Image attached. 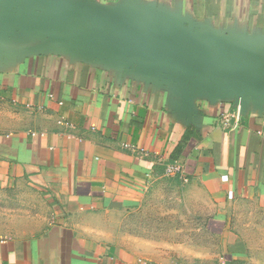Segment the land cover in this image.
<instances>
[{"label": "crops", "instance_id": "0c3cea01", "mask_svg": "<svg viewBox=\"0 0 264 264\" xmlns=\"http://www.w3.org/2000/svg\"><path fill=\"white\" fill-rule=\"evenodd\" d=\"M82 1L187 64L264 84V0ZM167 173L193 196L173 253L146 258L90 234ZM25 186L49 224L0 238V264H254L230 229L238 206L264 209V97L168 68L81 14L0 0V190Z\"/></svg>", "mask_w": 264, "mask_h": 264}, {"label": "rangeland", "instance_id": "374dc122", "mask_svg": "<svg viewBox=\"0 0 264 264\" xmlns=\"http://www.w3.org/2000/svg\"><path fill=\"white\" fill-rule=\"evenodd\" d=\"M190 192L176 175L167 173L136 207L99 216L89 232L146 258L173 253L177 230L188 229V217L193 215L188 209L193 202ZM234 212L230 232L251 246L254 264H264V209L242 204ZM49 219L47 206L32 188L0 190V238L35 234L48 226ZM196 236L207 238L203 228Z\"/></svg>", "mask_w": 264, "mask_h": 264}, {"label": "water", "instance_id": "95a60500", "mask_svg": "<svg viewBox=\"0 0 264 264\" xmlns=\"http://www.w3.org/2000/svg\"><path fill=\"white\" fill-rule=\"evenodd\" d=\"M38 2L60 7L87 17L90 20L103 24L122 34L135 44L148 58L177 72H181L200 81L209 83L218 88L238 94L243 98L264 97V84L245 80L240 77L225 76L212 72L172 56L145 34L131 24L108 13L103 8L82 0H18ZM240 109V114H241Z\"/></svg>", "mask_w": 264, "mask_h": 264}, {"label": "built area", "instance_id": "2783aa9c", "mask_svg": "<svg viewBox=\"0 0 264 264\" xmlns=\"http://www.w3.org/2000/svg\"><path fill=\"white\" fill-rule=\"evenodd\" d=\"M241 114H240V109L237 107L233 111L223 114L219 118V124L224 127V128H229L230 127V120H239ZM171 173H177L180 171V168L177 166H173L169 169Z\"/></svg>", "mask_w": 264, "mask_h": 264}]
</instances>
